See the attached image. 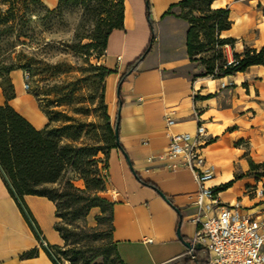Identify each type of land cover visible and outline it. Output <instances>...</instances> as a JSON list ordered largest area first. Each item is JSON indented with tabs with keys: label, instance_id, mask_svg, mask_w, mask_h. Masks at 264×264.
<instances>
[{
	"label": "crops",
	"instance_id": "1",
	"mask_svg": "<svg viewBox=\"0 0 264 264\" xmlns=\"http://www.w3.org/2000/svg\"><path fill=\"white\" fill-rule=\"evenodd\" d=\"M41 1L49 9L58 5V0ZM179 1L124 0L123 29L109 34L101 60L115 70L106 77L105 96L127 157L113 149L107 167L113 195L111 240L123 264H205L203 252L195 259L182 256L186 247L177 230L184 242L197 230L192 221L196 184L189 170L175 168L166 156L169 135L192 134L195 114L206 129L204 156L216 168L209 184L219 202L239 201L248 212L263 208L244 192L263 179L254 173L264 166V65L219 79L197 77L203 67L187 56L188 24L178 17ZM213 7L226 9L231 21L220 35L234 40L232 48H224L227 57L246 49L263 51L264 57V0H214ZM149 44L135 70L119 82ZM12 85L15 95L10 100L0 88V106L9 105L34 129H43L48 119L38 102ZM128 162L152 189L133 176ZM23 202L32 227L0 176V264H56L38 237L52 254L63 244L55 229V204L31 195L23 196Z\"/></svg>",
	"mask_w": 264,
	"mask_h": 264
},
{
	"label": "trees",
	"instance_id": "2",
	"mask_svg": "<svg viewBox=\"0 0 264 264\" xmlns=\"http://www.w3.org/2000/svg\"><path fill=\"white\" fill-rule=\"evenodd\" d=\"M8 5L6 11L7 18L4 22L18 21L25 23L29 20L31 12L41 6L46 14H53L55 10L48 9L41 0H3ZM77 1V0H75ZM87 3L93 0H81ZM107 6V18L99 21L94 29V34L89 38L87 44V65L92 73L90 80L93 89L98 92L97 100L101 111L103 123V141L107 144L108 151L119 149L125 159H127L122 148H118L114 140V129L110 124V117L107 113L105 103V78L115 73L103 65H92L89 62L90 51L98 55L105 50L109 34L115 29H123L124 0H104ZM214 0H180L177 4L179 8L178 17L188 24L187 31V56L190 62H195L203 67V71L197 77H211L219 79L222 77L242 73L253 65H264L263 51L246 49L243 54H233L234 62L227 65L228 57L224 51L226 46L233 47V39L221 38V32L231 26L228 11L226 9H212ZM63 0H58L61 4ZM19 3L18 8L16 4ZM101 5H103L101 3ZM149 4L146 5L148 14ZM149 24H151L150 20ZM28 39L27 36H23ZM153 40V37H152ZM27 46L24 42L21 43ZM143 54L137 58L128 69L122 74L120 81L135 70ZM211 53L208 59L199 58V55ZM27 68V66H26ZM31 81V76L26 72ZM6 100L14 98L13 85L4 87L0 85ZM48 124L41 130L34 129L21 115L13 108L5 104L0 106V176L9 190L12 198L17 203L21 213L29 223L33 224V219L23 202V196L46 197L55 204V217L57 220L65 219V215L71 214L73 217L81 213L84 215L88 209L95 206V203H104L111 210L113 203L99 198L96 193L101 191L99 185L101 180L97 177L98 171L91 168L94 163L92 158L96 155L99 147L95 145L83 144L76 146L80 139L81 130L76 122L60 128L53 127L56 113L44 112ZM120 145V143H119ZM121 147V146H120ZM107 171V169H106ZM138 177V176H137ZM107 178L109 175L107 173ZM138 181L147 187L152 185L138 177ZM82 180L85 183L86 191L75 188L73 182ZM92 193V197L85 194ZM59 201L62 202L59 205ZM60 206L66 214H60ZM75 207H77L75 209ZM73 208L71 212L69 209ZM57 221L55 229L59 232L61 239L67 242L62 236L61 229ZM34 228V227H33ZM115 258L119 264H123L118 256L116 247L113 244ZM58 249V248H53ZM73 253L68 261L76 264L73 257L80 255L79 250L70 249ZM63 256L65 254H62ZM94 257L84 260L83 264H91Z\"/></svg>",
	"mask_w": 264,
	"mask_h": 264
},
{
	"label": "rangeland",
	"instance_id": "3",
	"mask_svg": "<svg viewBox=\"0 0 264 264\" xmlns=\"http://www.w3.org/2000/svg\"><path fill=\"white\" fill-rule=\"evenodd\" d=\"M105 2L63 0L50 9L55 10L53 14H46L41 6H37L29 20L22 24L18 21L4 22L9 7L0 0V85L8 87L14 82L18 92L22 96L33 97L43 112L56 113L58 121L54 122L53 127L73 124V120L78 124L81 135L76 146L87 144L100 148L92 158L94 163L91 165L98 171L97 177L101 180V191L96 195L111 202L113 195L106 169L112 150L108 151L103 141L98 92L93 89L90 80L92 73L87 65L89 38L94 34L96 24L107 18ZM18 6L19 3L16 8ZM23 42L27 46L22 45ZM90 54V64L102 65L103 52L98 55L90 51ZM210 56L211 53H206L199 55V58L208 59ZM23 72L31 76V90L28 93L22 89ZM105 103L109 115L106 96ZM110 124H114L111 118ZM254 175L263 177L260 181L264 184V166L256 168ZM73 184L75 188L86 191L84 181L76 180ZM85 196L92 197L93 194ZM59 209L60 214H66L62 206ZM80 214L75 217L66 214L65 219L57 220L67 242L63 241L61 247L53 250L56 260L61 264H70L68 260L73 256L70 249L74 248L80 252V255L73 257L76 264H83L84 260L92 257L91 264H119L111 240L109 207L104 203H95L84 215Z\"/></svg>",
	"mask_w": 264,
	"mask_h": 264
},
{
	"label": "built area",
	"instance_id": "4",
	"mask_svg": "<svg viewBox=\"0 0 264 264\" xmlns=\"http://www.w3.org/2000/svg\"><path fill=\"white\" fill-rule=\"evenodd\" d=\"M234 62L228 56L227 65ZM22 89L30 92V77L22 73ZM225 85L221 84V88ZM197 125L192 134L169 135L167 158L175 168L190 171L196 184L194 206L197 213L193 218L197 230L189 241L183 257L195 259L198 251L204 253L205 264H264V184L249 185L244 194L256 199V205H263L261 210L248 212L239 201L221 204L215 187L209 183L215 176L216 168L207 163L204 156L206 129L200 116L195 114ZM172 120H167L171 125ZM39 237V243L53 257L49 246ZM201 250H197V245Z\"/></svg>",
	"mask_w": 264,
	"mask_h": 264
},
{
	"label": "water",
	"instance_id": "5",
	"mask_svg": "<svg viewBox=\"0 0 264 264\" xmlns=\"http://www.w3.org/2000/svg\"><path fill=\"white\" fill-rule=\"evenodd\" d=\"M152 42V37H151V40H150V43ZM149 48H150V44L148 45V47H147V49H146V52L149 50ZM144 56V55H143ZM142 56V57H143ZM119 94V86H118V88H117V95ZM114 140H115V144L118 146V148H121L120 147V145H119V137H118V122L116 121V123H115V129H114ZM128 166H129V168H130V170H131V172H132V174H133V176L137 179V180H139L138 179V177L136 176V174L133 172V169H132V167H131V164L128 162ZM155 189V188H154ZM158 193H159V195L165 200V202L166 203H168L169 204V201L158 191ZM179 225H180V223H179ZM177 238L185 245V247L186 248H188V247H190V244H189V242H184L183 241V239H182V237L179 235V232H178V230H177ZM196 249L197 250H201V246L198 244L197 246H196Z\"/></svg>",
	"mask_w": 264,
	"mask_h": 264
},
{
	"label": "bare ground",
	"instance_id": "6",
	"mask_svg": "<svg viewBox=\"0 0 264 264\" xmlns=\"http://www.w3.org/2000/svg\"><path fill=\"white\" fill-rule=\"evenodd\" d=\"M223 1H224V0H223ZM217 5H218L217 3H216V4H213L214 7L217 6ZM214 7H213V8H214ZM214 9H215V8H214Z\"/></svg>",
	"mask_w": 264,
	"mask_h": 264
}]
</instances>
